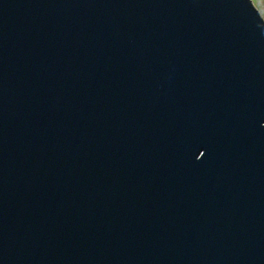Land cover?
<instances>
[{
  "label": "water",
  "instance_id": "water-1",
  "mask_svg": "<svg viewBox=\"0 0 264 264\" xmlns=\"http://www.w3.org/2000/svg\"><path fill=\"white\" fill-rule=\"evenodd\" d=\"M0 264H264L250 0H0Z\"/></svg>",
  "mask_w": 264,
  "mask_h": 264
},
{
  "label": "rangeland",
  "instance_id": "rangeland-1",
  "mask_svg": "<svg viewBox=\"0 0 264 264\" xmlns=\"http://www.w3.org/2000/svg\"><path fill=\"white\" fill-rule=\"evenodd\" d=\"M250 2L253 3L255 9L264 20V0H250Z\"/></svg>",
  "mask_w": 264,
  "mask_h": 264
}]
</instances>
